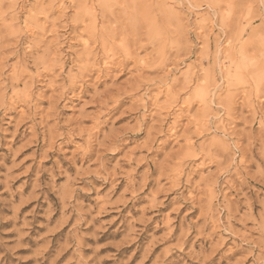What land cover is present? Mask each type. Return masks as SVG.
<instances>
[{
    "label": "rangeland",
    "instance_id": "1",
    "mask_svg": "<svg viewBox=\"0 0 264 264\" xmlns=\"http://www.w3.org/2000/svg\"><path fill=\"white\" fill-rule=\"evenodd\" d=\"M0 264H264V0H0Z\"/></svg>",
    "mask_w": 264,
    "mask_h": 264
}]
</instances>
